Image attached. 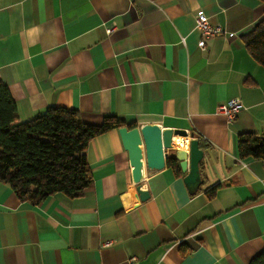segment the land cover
<instances>
[{
  "label": "crops",
  "instance_id": "obj_1",
  "mask_svg": "<svg viewBox=\"0 0 264 264\" xmlns=\"http://www.w3.org/2000/svg\"><path fill=\"white\" fill-rule=\"evenodd\" d=\"M262 12L257 0H0V81L20 121L68 107L90 124L185 130L204 153L193 193L166 163L134 182L118 128L89 141L79 197L33 204L0 183V264H248L264 248V158H239L236 137L264 133V66L241 36ZM197 14L223 29L204 49ZM231 98L228 120L217 107ZM186 138L173 149L188 152Z\"/></svg>",
  "mask_w": 264,
  "mask_h": 264
},
{
  "label": "trees",
  "instance_id": "obj_2",
  "mask_svg": "<svg viewBox=\"0 0 264 264\" xmlns=\"http://www.w3.org/2000/svg\"><path fill=\"white\" fill-rule=\"evenodd\" d=\"M260 19L244 34L247 53L264 66V0ZM134 122L106 115L99 124L84 122L75 109L47 107L27 121H20L7 86L0 81V183L8 185L21 201L37 204L62 193L79 197L90 186L92 174L85 151L91 139ZM195 136V135H193ZM239 158H264V133H239ZM166 165L181 175L179 161L169 156ZM219 185L206 191L215 194ZM248 264H264V248Z\"/></svg>",
  "mask_w": 264,
  "mask_h": 264
},
{
  "label": "water",
  "instance_id": "obj_3",
  "mask_svg": "<svg viewBox=\"0 0 264 264\" xmlns=\"http://www.w3.org/2000/svg\"><path fill=\"white\" fill-rule=\"evenodd\" d=\"M123 147L128 152L132 166V179L139 182L144 169H161L169 156L179 161L180 170L184 173L183 181L190 193L195 192L202 183L199 164L203 158V150L199 147L198 138L188 134L185 130L161 128L157 124H144L140 127L118 128ZM190 136L188 152L184 149H173L172 136ZM171 153L167 154V150ZM139 191L141 199L148 196V192Z\"/></svg>",
  "mask_w": 264,
  "mask_h": 264
},
{
  "label": "built area",
  "instance_id": "obj_4",
  "mask_svg": "<svg viewBox=\"0 0 264 264\" xmlns=\"http://www.w3.org/2000/svg\"><path fill=\"white\" fill-rule=\"evenodd\" d=\"M195 27L201 33V39L198 41V46L203 49L205 48L206 41L208 39H211L212 37H215L223 32V29L219 25L212 26L208 22L207 17L204 14L196 15ZM112 29L113 27H108L106 29V32L110 33ZM240 106L241 103L237 99L231 98L226 103L220 104L217 107V111L224 114L228 120H232L235 117ZM133 261L134 257H131L127 260V264H133Z\"/></svg>",
  "mask_w": 264,
  "mask_h": 264
},
{
  "label": "bare ground",
  "instance_id": "obj_5",
  "mask_svg": "<svg viewBox=\"0 0 264 264\" xmlns=\"http://www.w3.org/2000/svg\"><path fill=\"white\" fill-rule=\"evenodd\" d=\"M187 140L186 137H183V136H175V142L179 145L181 144L182 142H185ZM175 144V143H174Z\"/></svg>",
  "mask_w": 264,
  "mask_h": 264
},
{
  "label": "rangeland",
  "instance_id": "obj_6",
  "mask_svg": "<svg viewBox=\"0 0 264 264\" xmlns=\"http://www.w3.org/2000/svg\"><path fill=\"white\" fill-rule=\"evenodd\" d=\"M175 146H178V144H177V143H175Z\"/></svg>",
  "mask_w": 264,
  "mask_h": 264
}]
</instances>
